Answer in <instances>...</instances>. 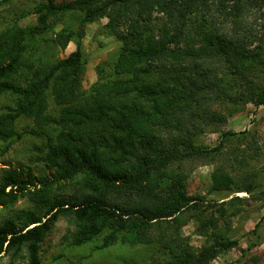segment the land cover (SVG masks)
I'll return each mask as SVG.
<instances>
[{
    "label": "trees",
    "instance_id": "16d2710c",
    "mask_svg": "<svg viewBox=\"0 0 264 264\" xmlns=\"http://www.w3.org/2000/svg\"><path fill=\"white\" fill-rule=\"evenodd\" d=\"M32 14L34 25L0 32V97L12 99L0 112V156L25 133L39 139L33 150L44 170L2 169L0 209L21 199L34 209L0 224V255L24 250L25 264H41V243L60 218L73 224L72 246L99 237V249L158 246L165 258L149 264H211L238 247L231 218L244 201L264 206V189L236 181L229 163L212 172L211 191L247 197L191 196L180 167L233 154L234 139H245L240 164L264 154V141L250 130L223 132L211 148L194 141L199 121L221 124L248 104L264 108V0H43ZM66 14L78 15L77 27L61 28L52 41L61 50L74 42V50L32 62L30 42ZM101 18L122 47L97 65V79L85 89L82 40ZM20 118L33 129L17 132ZM67 186L72 192H59ZM189 223L203 239L199 247L182 233Z\"/></svg>",
    "mask_w": 264,
    "mask_h": 264
},
{
    "label": "rangeland",
    "instance_id": "374dc122",
    "mask_svg": "<svg viewBox=\"0 0 264 264\" xmlns=\"http://www.w3.org/2000/svg\"><path fill=\"white\" fill-rule=\"evenodd\" d=\"M43 0H11L0 6V32L8 28L19 26L27 27L35 24V16L32 14L34 6ZM62 1V0H61ZM21 15H25L23 18ZM77 14H66L51 21L52 28L46 34L40 36L34 42H30L31 53L29 59L37 62V57L44 61L52 62L65 57L74 50V42H70L65 50H61L53 43V37L63 27L76 28ZM105 18L98 19L86 26L85 36L82 40V49L86 60V70L83 77V86L88 89L97 79L96 67L102 62L114 60L122 43L114 39L104 29ZM10 96L0 97V112L10 105ZM50 102V112L56 113L57 108ZM216 108L215 105H212ZM203 121L197 123L194 129V141L205 147H214L220 134L223 132L242 133L247 130L257 132L262 143L264 141V108L246 105L242 111L236 112L227 118L225 123L203 125ZM15 128L17 132L33 129L30 119L20 118ZM39 139L23 133L22 137L15 140L9 149L0 156V178L3 168L24 164L30 166L36 173L43 172L41 164L35 162L33 146L39 144ZM5 143L0 142V150ZM227 153L208 159H191L184 161L180 169L189 174L186 181L188 195L206 197L207 200L227 201L233 196L245 198L244 192L233 193L211 191V175L218 166H226L232 163V175L236 181L245 179L254 180L259 184V190L264 189V154L258 161H250L247 165L240 164L238 160L245 147V139H234ZM238 154V155H237ZM235 160V161H233ZM253 176V177H252ZM249 177V178H248ZM73 188L67 186L60 193L69 194ZM239 213L231 218L233 231L230 237L238 240V247L220 254L211 264H264V220L255 228L256 223L264 214V206L261 202L253 200L238 204ZM33 205L26 199H21L8 208L0 209V224L8 219H13L20 211H32ZM74 230L73 224L60 218L46 238L41 243V264H149L153 261H161L165 258L162 250L156 245H130L117 243L105 249H99L101 237L81 246L69 244L70 232ZM182 233L189 238L190 243L199 247L203 239L196 235L192 223L182 229ZM26 253L22 250L17 256L1 254L0 264H25Z\"/></svg>",
    "mask_w": 264,
    "mask_h": 264
}]
</instances>
